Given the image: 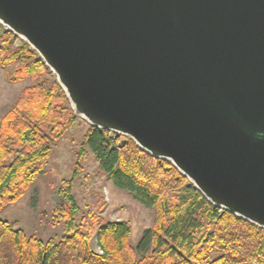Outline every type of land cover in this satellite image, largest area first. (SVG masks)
Here are the masks:
<instances>
[{
    "label": "water",
    "instance_id": "water-1",
    "mask_svg": "<svg viewBox=\"0 0 264 264\" xmlns=\"http://www.w3.org/2000/svg\"><path fill=\"white\" fill-rule=\"evenodd\" d=\"M74 114L264 228V0H0Z\"/></svg>",
    "mask_w": 264,
    "mask_h": 264
},
{
    "label": "trees",
    "instance_id": "trees-1",
    "mask_svg": "<svg viewBox=\"0 0 264 264\" xmlns=\"http://www.w3.org/2000/svg\"><path fill=\"white\" fill-rule=\"evenodd\" d=\"M1 26V24H0ZM0 35V64H15L10 81L30 79L0 117V208L23 195L77 116L51 71L25 43L11 47ZM88 125L76 152L73 176L87 149L118 188L154 208L151 227L129 243L125 220L77 221L72 178L57 191L52 221H63L59 239H39L0 219V264H264V228L210 203L171 163L142 151L131 139ZM93 239L101 251L94 249Z\"/></svg>",
    "mask_w": 264,
    "mask_h": 264
},
{
    "label": "rangeland",
    "instance_id": "rangeland-1",
    "mask_svg": "<svg viewBox=\"0 0 264 264\" xmlns=\"http://www.w3.org/2000/svg\"><path fill=\"white\" fill-rule=\"evenodd\" d=\"M5 31L1 25L0 35ZM22 42L15 37L11 47H17ZM14 66L0 64V117L14 104L20 90L32 82L30 79L10 81L7 73ZM87 128L88 123L77 116L65 134L50 141V153L43 170L36 174L22 196L0 208V219L13 228L22 229L27 235L42 240L50 237L59 239L63 234V221H52V208L61 201L57 191L64 186L65 180L72 178V191L80 207L77 221L81 218L90 221L89 213L98 215L99 222L125 220L131 229L129 243L135 246L142 230L152 226L154 208L142 205L125 190L116 187L101 170L90 149L83 155L80 172L73 176L76 152ZM117 136H120V143L128 138ZM92 243L94 249L100 251L95 239Z\"/></svg>",
    "mask_w": 264,
    "mask_h": 264
},
{
    "label": "built area",
    "instance_id": "built-area-1",
    "mask_svg": "<svg viewBox=\"0 0 264 264\" xmlns=\"http://www.w3.org/2000/svg\"><path fill=\"white\" fill-rule=\"evenodd\" d=\"M19 39V38H18ZM114 135H117L116 133L114 134ZM98 249H99V247H98ZM100 250V249H99ZM101 251V250H100Z\"/></svg>",
    "mask_w": 264,
    "mask_h": 264
}]
</instances>
